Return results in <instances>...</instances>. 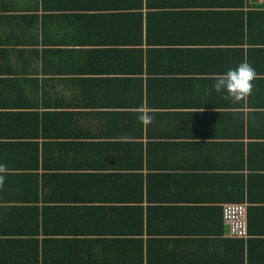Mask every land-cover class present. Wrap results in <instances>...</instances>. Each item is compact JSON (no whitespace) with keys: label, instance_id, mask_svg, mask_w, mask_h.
Segmentation results:
<instances>
[{"label":"crops","instance_id":"0c3cea01","mask_svg":"<svg viewBox=\"0 0 264 264\" xmlns=\"http://www.w3.org/2000/svg\"><path fill=\"white\" fill-rule=\"evenodd\" d=\"M0 164V264H264V0H0Z\"/></svg>","mask_w":264,"mask_h":264},{"label":"clouds","instance_id":"9594fccd","mask_svg":"<svg viewBox=\"0 0 264 264\" xmlns=\"http://www.w3.org/2000/svg\"><path fill=\"white\" fill-rule=\"evenodd\" d=\"M257 77L255 68L247 61L241 62L235 68H230L222 74H218L215 83L212 85L217 93L225 92L226 99H231L233 103L246 100L253 91V81ZM203 111V109L201 110ZM138 120L145 126L150 124L153 116L149 111L141 107L139 109ZM7 172L6 165L0 164V174ZM4 176L0 175V186L3 185Z\"/></svg>","mask_w":264,"mask_h":264},{"label":"built area","instance_id":"2783aa9c","mask_svg":"<svg viewBox=\"0 0 264 264\" xmlns=\"http://www.w3.org/2000/svg\"><path fill=\"white\" fill-rule=\"evenodd\" d=\"M246 209L243 203L229 202L222 208V218L227 225L228 233L234 237L247 236Z\"/></svg>","mask_w":264,"mask_h":264}]
</instances>
